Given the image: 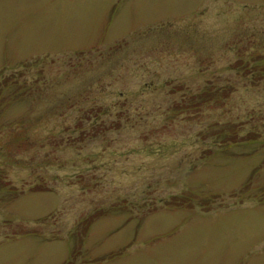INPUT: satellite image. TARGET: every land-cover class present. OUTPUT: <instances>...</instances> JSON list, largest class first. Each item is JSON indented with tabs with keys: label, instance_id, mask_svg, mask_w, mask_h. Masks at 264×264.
I'll use <instances>...</instances> for the list:
<instances>
[{
	"label": "rangeland",
	"instance_id": "1",
	"mask_svg": "<svg viewBox=\"0 0 264 264\" xmlns=\"http://www.w3.org/2000/svg\"><path fill=\"white\" fill-rule=\"evenodd\" d=\"M0 264H264V0H0Z\"/></svg>",
	"mask_w": 264,
	"mask_h": 264
},
{
	"label": "trees",
	"instance_id": "2",
	"mask_svg": "<svg viewBox=\"0 0 264 264\" xmlns=\"http://www.w3.org/2000/svg\"><path fill=\"white\" fill-rule=\"evenodd\" d=\"M256 66H253V68H255ZM232 139V138H231ZM92 217L86 219V223L88 224L90 221H91ZM85 230L82 231V233H84ZM78 244L80 245L81 244V241H82V236L79 237V240H78Z\"/></svg>",
	"mask_w": 264,
	"mask_h": 264
}]
</instances>
